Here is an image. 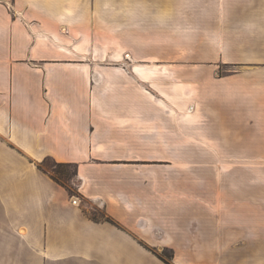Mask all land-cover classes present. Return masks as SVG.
<instances>
[{
    "label": "crops",
    "instance_id": "0c3cea01",
    "mask_svg": "<svg viewBox=\"0 0 264 264\" xmlns=\"http://www.w3.org/2000/svg\"><path fill=\"white\" fill-rule=\"evenodd\" d=\"M133 57L217 64L187 82L210 121L192 142L250 166L117 162L146 159L162 137L130 74L100 70ZM47 159L74 164L79 195L113 222L90 218ZM158 250L173 264H264V0H0V264H121L134 252L168 264Z\"/></svg>",
    "mask_w": 264,
    "mask_h": 264
},
{
    "label": "rangeland",
    "instance_id": "374dc122",
    "mask_svg": "<svg viewBox=\"0 0 264 264\" xmlns=\"http://www.w3.org/2000/svg\"><path fill=\"white\" fill-rule=\"evenodd\" d=\"M86 51V49H79ZM183 49H180V51ZM107 49H99L98 54L105 55ZM88 53V52H87ZM117 55V54H116ZM129 56V54H127ZM139 58L133 57L126 59L124 63H103L99 64L100 70L114 69L130 74V86L132 89H137L146 95L147 105L156 108V111H147V126L153 131V125H161L162 137L158 138L156 143H147L144 151L143 160L137 161H117L121 163H131L132 166L155 167V168H219L220 166H250L245 165V161H221L218 158L219 145L217 143H197L192 142L195 136L196 139L203 128V125L209 124L207 112L196 110L193 112L192 97L197 95V89L190 85L191 97L187 98L188 79L194 74L208 75L218 74L217 64H157L151 62L139 61ZM108 60V59H107ZM138 60V61H137ZM102 66V67H101ZM173 88L176 94L177 101H173L170 95ZM163 94L164 97H161ZM178 95V96H177ZM161 99L163 101H161ZM173 101L174 106L171 109L170 103ZM167 104V105H166ZM162 105V107H161ZM176 109V111H172ZM162 109V110H161ZM162 116V117H161ZM188 125L191 127L188 130ZM148 139H150L148 137ZM200 139V138H199ZM138 150V149H136ZM227 162V164H225ZM237 162V163H236ZM236 163V165H235ZM42 169L51 175H55L70 188H75L77 178L74 176L76 167L74 164L55 166L52 160H45L41 165ZM71 198L82 205L84 211L92 218L103 220L106 214L101 205L82 198L79 193L73 192ZM151 252V251H150ZM158 253L163 255L165 259L170 258L171 251L158 250ZM110 259L117 258L107 256ZM125 261L121 264H153V259L149 255L139 252L130 253L129 256H124ZM113 260V259H112Z\"/></svg>",
    "mask_w": 264,
    "mask_h": 264
},
{
    "label": "trees",
    "instance_id": "16d2710c",
    "mask_svg": "<svg viewBox=\"0 0 264 264\" xmlns=\"http://www.w3.org/2000/svg\"><path fill=\"white\" fill-rule=\"evenodd\" d=\"M53 164H54L55 166H64V165H69V164H71V163H63V162H55V161H53ZM75 167H76V166H75ZM50 176H51L56 182H58L59 184H61L62 186H64V187L68 190V192H69L70 195H72L73 192H75V193H79L78 188H77V182H76V184H75V188L73 189V188L68 187V185H65L64 183H62V181H60V179H59L58 177H56L55 175H51V174H50ZM74 176L77 178V171H76V170H75ZM79 194H80V193H79ZM86 214H87V213H86ZM89 217L92 218L91 216H89ZM92 219H94V220H98V219H95V218H92ZM103 220H104V221L113 222V220H112L111 218H109L108 216H106V218H104ZM158 256H159L161 259H163L166 263H168V264H173V263L171 262V260H172V252L170 253V258H169V259H165V258L163 257V255H161V254H159Z\"/></svg>",
    "mask_w": 264,
    "mask_h": 264
},
{
    "label": "bare ground",
    "instance_id": "6f19581e",
    "mask_svg": "<svg viewBox=\"0 0 264 264\" xmlns=\"http://www.w3.org/2000/svg\"><path fill=\"white\" fill-rule=\"evenodd\" d=\"M94 81V80H93ZM74 201H76V199H74Z\"/></svg>",
    "mask_w": 264,
    "mask_h": 264
}]
</instances>
